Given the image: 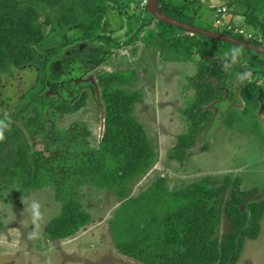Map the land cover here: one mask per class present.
I'll return each instance as SVG.
<instances>
[{
	"label": "rangeland",
	"instance_id": "1",
	"mask_svg": "<svg viewBox=\"0 0 264 264\" xmlns=\"http://www.w3.org/2000/svg\"><path fill=\"white\" fill-rule=\"evenodd\" d=\"M72 1L64 0L56 8L35 6L38 13L37 25L41 27L44 36L36 49L43 56L37 57L38 60L31 66L12 68L8 74L0 77V133L3 136L0 146V264H144L118 250L120 239L126 229L130 235L136 234L139 231L137 228L158 230L160 223H150V219H163L166 215L157 207L135 214L132 208L130 211L121 207L127 199L138 197L159 180L164 181L159 184L161 191L169 196L203 180L209 185L215 181L216 186L221 187L223 177L230 175L232 179H240L237 185L239 190L259 191L252 201L263 202L264 101L259 111L251 115H238L232 110L231 106L234 104L229 105L233 102V97L218 101L215 107L212 104L205 106L204 110L212 112L211 119L204 126V132L196 146L185 151L188 155L185 163L181 165L169 157L178 144L179 136L187 131L184 111L195 101V92L185 87L189 79L194 77L197 65L193 59L187 58V55L171 45L174 39V43L178 44V38L183 36L177 29L160 27L156 21L153 27L143 29L141 36L144 39L139 38L136 43L123 46L135 30L129 32L128 26L124 24L120 28V23H123L119 22L121 17L118 20L112 14L111 24H107L106 32L111 30V38L119 39L122 46L116 48L114 43H110L112 54L103 64L96 68H92L91 64L87 65L91 70L71 87L65 82L60 84V88L70 94V105L84 93L86 100L77 111H58L59 97L54 90L56 87L47 86L48 83L43 82V60L65 42L61 38L63 31L57 30L58 23L64 13L62 7L70 5ZM228 1L230 0H199L201 8L198 18L192 21L193 24L212 30V7L225 6ZM25 5L30 6L31 3L25 2ZM239 7L233 5L229 15H240ZM259 15L264 17L263 12ZM47 18L52 21L50 24L46 23ZM236 18L240 24L245 23L243 18ZM106 22L102 24L105 28ZM242 26L249 30L246 24ZM160 32L164 33L161 35ZM204 43L215 55H219L220 51L224 53V59L229 62L230 58H235V54L238 55L235 67L239 71L243 70L241 74L244 73V78L238 77L234 81L236 91L240 88L237 86L239 79L246 83H260L264 79L258 73V70L264 72L263 55L229 46V43ZM76 47L79 51L88 49L94 55L98 51V48L86 47V44H78ZM71 52L66 51V55ZM193 53L195 60L201 59L198 49H193ZM93 58L94 56L91 57ZM49 68L55 74H62L65 73L63 69L66 66L65 63L56 62L50 63ZM232 68L233 65L230 71H233ZM254 71L259 78L253 77ZM111 73L123 74L129 78V83L119 85V88L131 93L140 92L141 99L133 105L131 116L144 127L154 149L150 167L117 189L99 188L95 183L102 182L103 178L97 179L87 168L88 163L101 152L105 131L104 102L97 78ZM81 82L85 86L79 87L77 91ZM36 96H46L51 103L44 115L37 118L38 122L32 125L29 120L36 116L34 107L39 106ZM236 107L240 110L242 103ZM229 110L231 115L225 119ZM22 144L27 147L29 155L39 151L49 157V152H61L57 160H63L55 162L54 166L57 169L64 168L67 175H61V171L55 168L54 180L51 176L44 178L40 187L21 188L22 180L11 174L13 167L1 158L16 153L17 149L23 147ZM121 189L127 191L124 200L116 194V190ZM228 193L229 189L225 198ZM173 200L169 196L160 201V204L168 205ZM250 201L244 202L243 210L247 211L246 205ZM67 202L79 204L89 215V220L72 236L53 240L45 233L44 228L61 214L64 203ZM173 206L172 202L170 207L173 209ZM259 224V238L243 240L236 264H264V213ZM223 232L224 227L221 225L218 235L221 236ZM155 233L158 234H151V242L147 244V248L150 247V251L157 249V261H160L162 249L155 245L161 239L160 231ZM169 250L168 253L171 254L172 251Z\"/></svg>",
	"mask_w": 264,
	"mask_h": 264
},
{
	"label": "trees",
	"instance_id": "2",
	"mask_svg": "<svg viewBox=\"0 0 264 264\" xmlns=\"http://www.w3.org/2000/svg\"><path fill=\"white\" fill-rule=\"evenodd\" d=\"M63 1L0 0V77L8 74L12 68L23 69L28 65L31 66L30 64H33L37 57L43 56L36 49L44 36L41 27L37 25L38 13L35 6L56 8ZM180 1L160 0L158 7L165 16L196 26L192 21L198 18L201 1ZM25 2H29L31 5H25ZM195 2L196 4H194ZM194 5L196 7H193ZM233 5L240 6V15L234 13V16L231 15L228 18L226 16L225 20L233 23L236 16H239L244 19L243 25L246 24L250 31L264 36V17L259 15L261 12L264 13V0H230L225 5L228 13H231ZM62 9L64 13L58 23L59 29L57 30L63 31L61 38L65 42L57 51H51L52 54L43 60V82L48 83L47 86L56 87L54 90L62 101L55 99L58 101L57 109L59 112L65 113L82 108L86 94H82L79 100L70 105L68 103L71 100L70 94L60 88V84L65 82L71 87L75 81L80 80L91 70L87 65L91 64L92 68H96L103 64L112 54L113 48L109 46L110 43H114L113 46L116 48L122 46L119 39L111 38V30L106 32L107 24L109 26L111 24L110 16L113 14L118 20L121 17L119 22L123 23H120V28L124 24V26H128L129 32L132 33L135 30L132 36H130L131 33L129 34L130 38L123 46L134 44L139 38L144 39L141 36L143 29H146L147 26L153 27L157 20L148 13L146 8H140V0H73L70 5L64 6ZM213 11H216V8ZM51 22L49 18L46 19L47 24ZM104 22H106V28L102 26ZM157 24L160 27L177 29L183 33V36L177 40L178 44L174 43V39L171 45L187 55V58L193 59L197 65L194 77L189 79V83L185 87V89H192L195 92V101L188 105L184 111L187 131L179 136L178 144L174 147L173 153L169 154L170 159L183 165L188 158L185 151L196 146L197 140L204 132V126L211 119L212 112L209 109L204 110L205 106L212 104L215 107L218 101L233 97L234 100L229 105L234 104L231 106L232 110L240 115L254 114L255 111H259L264 101V79L260 83L252 81L246 83L243 79H239L237 86L240 88L236 91L237 88L233 83L244 74H241L243 70L239 71L235 67L238 55L235 54V58H230L231 62H229L224 59V53L220 51L219 55H215L214 51L208 50L209 46H205L206 43H204L211 41L214 44H220V42L191 34L162 21H157ZM202 29L226 34L233 38H242L221 29ZM185 41L187 43H184ZM100 43L102 46H99ZM78 44L98 48V51L95 52L96 55L90 53L91 51L88 49L79 51L76 47ZM252 44L261 47L259 44ZM235 47L246 50L238 46ZM193 49L199 50L201 59L193 58ZM70 50L71 54L66 55V51ZM230 54L233 55V53ZM91 55L94 56L93 59H91L93 57ZM56 62L65 63L66 69H63L65 73L55 74L54 70L49 68L50 63ZM231 64L233 71H230ZM258 73L260 77H264L263 71L258 70ZM253 77H258L255 71ZM97 81L104 102L105 131L101 142V152L88 163L87 168L97 179L103 178L102 182L95 183L99 188L117 189L150 167L154 158V149L144 127L131 116L133 105L141 99L140 92L131 93L119 88V85L129 83V78L123 74L111 73L98 76ZM78 85L77 91L79 87L85 86L82 82ZM35 100L39 102V106L34 107L36 116L29 120V124L32 125L38 122L37 118L44 115L48 104L51 103V100L46 96H36ZM240 103H242V108L239 110L236 106ZM222 115L224 116V113ZM230 115L231 111L227 113L225 119ZM4 129L6 130L5 127ZM2 139L3 136L0 133V146L3 142ZM22 145L23 150L19 148L13 155L9 154L1 158V160H7L13 167L11 174L22 180L23 187L21 188L40 187L42 180L51 176L54 180V169L57 167L54 164L63 160H57L61 152H49V157H45L39 151L29 155L30 152L25 144ZM57 170L61 171V175H67L64 168ZM163 182V180H159L138 197L129 198L123 203L121 208L126 210L132 208L134 214L144 213L148 209L157 207L166 216L163 219H150V223H160L159 229L156 231L137 228L136 230L139 231L130 235L126 229L118 244V250L122 254L144 264H236L242 250L243 240L258 238L259 222L264 213V201L261 203L252 201L257 197L258 190H239L237 187L240 182L239 178L232 179L230 175H226L223 177L221 187L216 186L215 181L209 185L207 181L203 180L176 191L169 195L174 198L173 209L170 207L172 202L168 205L160 204V201L169 197L161 191L159 184ZM116 184L119 185L115 186ZM228 189L229 193L225 198ZM125 192H127L125 189L116 190V194L123 200L127 197ZM246 200H251L246 205L247 211L242 209ZM88 220L89 215L82 210L79 204L67 202L64 203L61 214L51 220L45 226L44 231L53 240L63 239L75 234L86 225ZM221 225L224 227V232L219 236ZM158 231H160L161 239L155 245L162 249L160 261H157L159 259V254H156L157 249L150 251V247L147 248V244L151 242V234H158L155 233ZM169 249L172 251L171 254L168 253Z\"/></svg>",
	"mask_w": 264,
	"mask_h": 264
},
{
	"label": "water",
	"instance_id": "3",
	"mask_svg": "<svg viewBox=\"0 0 264 264\" xmlns=\"http://www.w3.org/2000/svg\"><path fill=\"white\" fill-rule=\"evenodd\" d=\"M159 1L160 0H149L148 5L146 7L148 13L151 16H153L157 21H162L172 27L181 29L191 34H196L198 36L205 37L221 43H229L231 45L238 46L264 56V48L262 47H258L254 44L248 43L238 38L230 37L229 35L226 34L208 31L193 25H188L183 22L165 16L158 7Z\"/></svg>",
	"mask_w": 264,
	"mask_h": 264
},
{
	"label": "built area",
	"instance_id": "4",
	"mask_svg": "<svg viewBox=\"0 0 264 264\" xmlns=\"http://www.w3.org/2000/svg\"><path fill=\"white\" fill-rule=\"evenodd\" d=\"M149 0H140V8L144 9L147 7ZM230 16L225 6L216 8L213 28L215 30L221 29L226 32H231L237 36L242 37L247 42H252L261 45L264 48V36L257 35L256 33L246 30L239 23L232 21H226L225 17Z\"/></svg>",
	"mask_w": 264,
	"mask_h": 264
},
{
	"label": "crops",
	"instance_id": "5",
	"mask_svg": "<svg viewBox=\"0 0 264 264\" xmlns=\"http://www.w3.org/2000/svg\"><path fill=\"white\" fill-rule=\"evenodd\" d=\"M215 8H216L215 6L212 7L213 10H214ZM214 13H215V11H214ZM234 20H235V22L239 23L237 18H235ZM239 21H240V20H239ZM239 24H240V23H239ZM242 24H243V23H241V25H242ZM228 172H230V171H228ZM258 238H259V237H258ZM258 238H257V239H258ZM257 239H255V240H257Z\"/></svg>",
	"mask_w": 264,
	"mask_h": 264
},
{
	"label": "clouds",
	"instance_id": "6",
	"mask_svg": "<svg viewBox=\"0 0 264 264\" xmlns=\"http://www.w3.org/2000/svg\"><path fill=\"white\" fill-rule=\"evenodd\" d=\"M220 7V6H219ZM217 8V7H216ZM239 39V38H238ZM247 42V41H246ZM249 43V42H248ZM252 44V43H251ZM257 46V45H256ZM259 47V46H258ZM263 48V47H262Z\"/></svg>",
	"mask_w": 264,
	"mask_h": 264
}]
</instances>
